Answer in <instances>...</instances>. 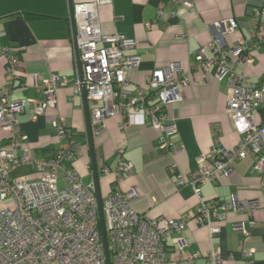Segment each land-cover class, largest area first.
I'll return each instance as SVG.
<instances>
[{"label":"built area","instance_id":"built-area-1","mask_svg":"<svg viewBox=\"0 0 264 264\" xmlns=\"http://www.w3.org/2000/svg\"><path fill=\"white\" fill-rule=\"evenodd\" d=\"M111 0H94L72 6L73 40L77 51L75 59V91L85 89L86 100L101 101L92 111L90 129L98 135L109 117L120 116L127 124L136 120L143 124L149 118L159 129L156 146L162 151L177 153L172 144L175 125L168 119L165 107L183 99L189 83L187 72L178 62L153 70L145 86L135 96L125 91L127 74L140 63L137 55H125L135 47L133 39L120 34H103L100 30L97 8ZM169 3L191 9V0H168ZM163 6L159 10L162 15ZM170 16L175 12L170 10ZM250 40L238 37L228 45L225 37L238 32V24L229 19L216 23L212 39L199 48L190 63L192 70L212 73L218 81L226 79V107L230 123L239 136L232 150L212 148L196 160L197 168L187 177L177 175L176 189L190 185L199 199L195 215L170 220L148 218L136 212L133 202L140 197L137 189L121 191L117 186L123 175L134 173L130 162L121 161L114 170L115 187L100 199L106 236L109 264H165V244L171 236L181 245V234L189 219L207 228L211 249L207 264H221L220 251L213 241L220 233V224L227 212L247 213L260 206L257 201H238L234 196L228 204L209 205L200 197V187L206 182H220L233 171V163L254 157V172L264 173V85L250 81L237 69L252 62V52L261 50L264 43V3L253 10ZM149 26V24H146ZM0 56L7 63L6 71L14 76L18 57L9 47L0 46ZM68 81L56 75L34 86L43 100H10L9 88L0 91V129L7 142L0 148V264H107L102 240L95 185H84L77 172L65 166L79 153V145L65 119L49 114L56 104V92ZM121 96L128 98L125 103ZM29 109L33 118L41 116L51 124L61 142L59 149L49 157H37L23 147L27 140L17 115ZM29 167L37 175L34 179L15 178L12 174L21 167ZM105 174L109 173L103 168ZM65 186L59 184V180ZM233 231L247 236L242 222L233 224ZM250 257L252 250L244 251ZM198 253L185 259L199 258Z\"/></svg>","mask_w":264,"mask_h":264},{"label":"crops","instance_id":"crops-1","mask_svg":"<svg viewBox=\"0 0 264 264\" xmlns=\"http://www.w3.org/2000/svg\"><path fill=\"white\" fill-rule=\"evenodd\" d=\"M94 0H0V46L9 47L18 57L14 76L7 71V63L0 56V91L10 90V100H43L35 86L51 75L63 77L68 85L56 92V104L49 114L65 119L79 145V153L65 166L77 172L84 185L94 184L91 152L97 173L95 191L100 199L111 192L116 183L114 170L121 161L130 162L134 173L123 175L118 188L137 189L140 197L133 208L148 218L179 220L187 214L195 215L199 199L192 187L176 189L177 175L187 177L197 168L196 160L212 148L232 150L239 142L225 113L226 79L216 80L212 73L192 70L190 63L199 48L212 39L216 23L233 19L238 32L225 37L233 45L238 37L249 41L253 10L260 8L261 0H191V9L171 4L168 0H111L97 8L100 30L103 34H120L133 39L136 45L125 55L140 57L139 65L127 74L125 91L135 96L145 86L149 74L178 62L187 72L189 83L183 99L165 107L168 119L175 125L171 141L177 153L162 151L156 146L159 129L149 118L143 124L136 120L127 124L120 116L109 117L104 129L92 135V111L101 107V101L84 104L82 92L75 91L76 50L70 22V6ZM163 6L162 15L158 12ZM175 12V17L169 11ZM259 22L264 23V15ZM149 24V26H146ZM250 81L264 85V43L261 50L252 52V62L237 69ZM127 102L128 98L121 96ZM87 118L89 124H87ZM27 135L23 147L37 157H49L59 149L61 142L51 124L43 117L33 118L29 109L17 115ZM89 131L91 142L89 140ZM7 142L0 129V148ZM254 157L233 163V171L220 182H206L200 187L201 199L209 205L228 204L234 196L238 201H257L259 207L247 213L227 212L220 224L221 231L213 243L220 251L221 264H264V173L254 172ZM103 168L109 170L108 174ZM34 179L36 173L29 167L17 169L12 176ZM61 186L65 183L59 180ZM2 204H0V209ZM242 222L247 236L233 231V224ZM181 245L176 236L165 244V264H207L211 244L207 228L189 219L181 234ZM252 250L250 257L244 251ZM198 253L197 259L186 261L188 254Z\"/></svg>","mask_w":264,"mask_h":264},{"label":"water","instance_id":"water-1","mask_svg":"<svg viewBox=\"0 0 264 264\" xmlns=\"http://www.w3.org/2000/svg\"><path fill=\"white\" fill-rule=\"evenodd\" d=\"M70 22H71V26H73V19H72V6H70ZM77 51H76V55H77ZM81 92H82V96L84 99V104H86V94H85V89L82 86L81 88ZM87 124H89L88 122V118H87ZM89 140L91 142V134L89 131ZM91 158H92V170H93V176H94V182H95V186L97 185V173H96V168H95V164H94V156L93 153L91 152ZM96 197H97V201H98V210H99V220H100V227H101V234H102V240L104 243V247H105V254H106V260H107V264H109L108 261V253L106 251V236H105V231H104V224H103V215H102V209H101V202H100V196L98 194V192H96Z\"/></svg>","mask_w":264,"mask_h":264},{"label":"rangeland","instance_id":"rangeland-1","mask_svg":"<svg viewBox=\"0 0 264 264\" xmlns=\"http://www.w3.org/2000/svg\"><path fill=\"white\" fill-rule=\"evenodd\" d=\"M15 175H16V174H14L13 177H15V178H19V176H15ZM20 177H22V176H20Z\"/></svg>","mask_w":264,"mask_h":264},{"label":"trees","instance_id":"trees-1","mask_svg":"<svg viewBox=\"0 0 264 264\" xmlns=\"http://www.w3.org/2000/svg\"><path fill=\"white\" fill-rule=\"evenodd\" d=\"M261 1H262L261 3L263 4L264 3V0H261Z\"/></svg>","mask_w":264,"mask_h":264}]
</instances>
